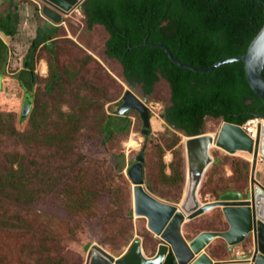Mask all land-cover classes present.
<instances>
[{"label": "rangeland", "instance_id": "rangeland-1", "mask_svg": "<svg viewBox=\"0 0 264 264\" xmlns=\"http://www.w3.org/2000/svg\"><path fill=\"white\" fill-rule=\"evenodd\" d=\"M8 1L13 0H4V5L0 6V15L10 9ZM25 1L20 0V4L26 3ZM27 3V12L20 13L19 9L18 28L23 31L18 36L19 51L13 46L9 57L5 55L4 59L0 58V71L7 68L10 72L15 70L11 74L3 73L8 76H0V112L5 116L7 113L15 114L18 133L30 132V120L22 121L21 118L30 114L32 106L25 107L24 102L26 97L31 99L34 94L28 84L29 74H18L16 69L23 66V56L27 55L38 27L44 24V20L36 15L34 4ZM107 38L108 35L101 26L88 30L80 9L65 16L56 34L58 66L61 70L67 68L78 71L80 76L75 87L81 88L88 84L87 88L84 87L88 91L85 92L87 94L84 100L73 98L74 96L65 92L55 98L58 102L54 101L53 104H60L64 112H72L86 100H91L85 106L89 110L83 112L81 117L87 127L72 154H58L52 166L48 158L53 152L43 149L37 153L22 147L17 138L7 139L0 135V150L11 149L10 154L25 153L28 157H24L26 161H34L36 166L43 164L41 168L54 167L60 178L55 190L39 193L28 205L0 190V264H87L90 249L94 245H100L118 257L136 240L142 243L147 257H151L152 253L156 254L161 240L150 232L147 219L136 216L133 184L128 174L143 148L146 152V186H152L157 191L154 195L167 203L179 205L186 197L188 157L185 144L188 136L175 131V136L166 133L164 120L161 118L165 107L170 104V87L161 80L148 97L139 88H129L123 77L122 66L105 53ZM39 56V77L34 91L45 88L47 63H52V57L46 50H42ZM86 63L88 64L85 65ZM24 86H28L30 96L26 94ZM92 87L97 90L93 91ZM128 89L149 106L152 129L146 137L143 136L141 118L131 112L132 126L129 135H117L110 143L105 144L100 130L97 131L99 122H106L109 115L114 111L118 112V103ZM115 122L122 123L116 117ZM159 122L163 124L162 127ZM222 122L221 119L207 117L204 134L214 137ZM176 143L175 148H169ZM210 156L212 164L198 190L201 203L215 201L226 192L248 191L250 154L238 152L230 155L214 146L210 148ZM33 157L39 160H33ZM177 158L184 165L185 186L165 180L166 175L172 174L170 164ZM19 160L21 157L10 158L0 152V169L4 170L6 164H16ZM256 171L257 179L264 182L262 169ZM77 204L89 205V208L81 209ZM18 217L20 218L17 219ZM6 218H9L8 223L14 225L13 230L6 229ZM208 225L221 230L227 228L219 208L199 217L195 223H187L184 232L186 235H193L196 229L207 228ZM224 246L223 240L215 239L210 245V254L215 258L223 257Z\"/></svg>", "mask_w": 264, "mask_h": 264}, {"label": "trees", "instance_id": "trees-1", "mask_svg": "<svg viewBox=\"0 0 264 264\" xmlns=\"http://www.w3.org/2000/svg\"><path fill=\"white\" fill-rule=\"evenodd\" d=\"M25 2L34 4L36 15L44 20L18 73L30 76L28 84L34 94L31 97L32 109L28 116L21 119H29L31 129L29 133H18L15 114L7 113L5 116L0 112V135L7 139L17 138L22 147L37 153L43 149L53 152L48 158L53 166L58 154H72L78 147L82 132L87 127L81 118L82 113L89 110L85 106L91 100H86L72 112H64L60 104H53L54 101L58 102L55 98L65 92L73 98L86 99L85 92L88 90H84V87L87 88L88 84L76 88L79 72L67 68L61 70L58 66L55 38L60 25L47 23L35 2ZM9 3L10 9L0 15V31L7 36H15L20 22V0ZM80 10L85 16L88 30L101 26L107 33L105 53L122 66L129 88H139L148 97L161 80L168 83L170 104L161 114L166 133L175 136V132H180L188 137L203 135L207 117L236 125L264 117V103L249 87L242 62L221 65L207 74L197 73L175 64L165 50L143 45L147 39L149 43L165 45L176 58L198 68H209L220 60L243 55L264 23V5L257 0H86ZM0 44L5 47L2 40ZM42 50L51 55L52 63H47L45 88L34 91L38 83ZM24 87L27 94L28 86ZM92 88L93 91L97 90ZM130 113L121 116L114 111L106 122H99L97 131L100 130L105 144L117 135H129L132 126ZM115 117L122 123H116ZM158 124L160 127L163 125L161 122ZM175 146L177 143L169 148ZM10 150L2 149L0 152L10 158L21 157V160L16 164L10 162L4 166V170L0 169V190L27 205L39 193L55 190L60 178L54 167L41 168L43 164L36 166L34 161H26L25 153L10 154ZM33 160L39 158L33 157ZM170 165L172 174L166 175L165 180L185 186L182 160L177 158ZM117 167L120 168V165L117 164ZM148 188L151 193L157 194L152 186ZM88 206L77 204L81 209ZM6 219V229L13 230L14 225L8 223L9 218ZM220 230L208 225L207 228L196 229V233ZM154 255L152 253L151 257ZM164 264H176L172 253Z\"/></svg>", "mask_w": 264, "mask_h": 264}, {"label": "water", "instance_id": "water-1", "mask_svg": "<svg viewBox=\"0 0 264 264\" xmlns=\"http://www.w3.org/2000/svg\"><path fill=\"white\" fill-rule=\"evenodd\" d=\"M35 1L42 4L41 11L44 18L54 25H60L65 16L79 10L86 0ZM257 1L264 5V0ZM143 45L165 50L175 64L197 73L207 74L221 65L242 62L249 87L264 103V23L245 54L220 60L209 68H198L184 63L174 56L169 47L149 43L148 39ZM27 95L30 96L28 92ZM26 99L24 105L29 107L32 99L28 97ZM122 101L118 114L125 116L129 112H137L143 123L142 133L147 136L151 129L149 106L131 89L125 92ZM260 118L264 119V117ZM205 135L188 137L186 141L188 189L184 201L179 205L160 200L146 186L144 148L129 168L128 174L133 184L134 212L137 217L147 219L148 229L161 240L156 254L147 257L139 240L134 241L129 249L118 257L102 246L94 245L90 249L87 264H164L170 253L174 255L176 264H264V182L256 177L258 155L262 147L261 127L257 128L255 140L244 132L241 125L228 122H222L214 137L207 136L210 144L213 142L215 147L230 155L238 152L250 154L251 169L249 189L246 193L230 191L221 194L215 201L201 203L198 190L207 169L212 164L211 147L209 148L210 144L206 145L205 155H202L192 147L195 142L192 140ZM203 156L206 158L204 165L199 163ZM263 166L264 164L261 169L264 175ZM216 208L220 209L227 225L225 230L185 234L184 227L187 223L197 220ZM215 239L223 240L225 245L226 253L224 252L219 260H216L209 251Z\"/></svg>", "mask_w": 264, "mask_h": 264}, {"label": "crops", "instance_id": "crops-1", "mask_svg": "<svg viewBox=\"0 0 264 264\" xmlns=\"http://www.w3.org/2000/svg\"><path fill=\"white\" fill-rule=\"evenodd\" d=\"M31 1H34V0H31ZM8 2H10V1H8ZM35 2V1H34ZM2 5H4V0H0V6H2ZM27 7H29L28 6V3L26 2V3H21L20 5H19V9H20V13H22V12H27V10H28V8ZM46 22L47 23H49V21L48 20H46ZM23 34V31L21 32V30L18 28V33L15 35V36H7V35H5L3 32H1L0 31V40H2L3 41V43L5 44V47H2L1 46V44H0V58H2V59H4V56L6 55L7 57H9V54L11 55V53L13 52V46L15 47V49L17 50V51H19L18 50V48H17V46H19V43H18V36L19 35H22ZM34 37H36V36H34ZM33 37V38H34ZM8 39V40H7ZM24 57L25 56H23V59H22V61L24 60ZM22 68V67H21ZM21 68H19V69H16L17 71H19ZM2 71H0V76H4V75H6V74H11L13 71H15V70H13V71H9V69L7 68V70H4V69H1ZM4 72H6V74H3ZM6 76H8V75H6ZM214 210V209H213ZM212 211V210H211ZM126 252V251H125ZM125 252H123L122 254H124ZM226 253V252H225ZM121 254V255H122ZM215 258V257H214ZM216 260H219V258H215Z\"/></svg>", "mask_w": 264, "mask_h": 264}, {"label": "bare ground", "instance_id": "bare-ground-1", "mask_svg": "<svg viewBox=\"0 0 264 264\" xmlns=\"http://www.w3.org/2000/svg\"><path fill=\"white\" fill-rule=\"evenodd\" d=\"M256 124H257L256 125L257 128H258V126L261 127L260 143H261L262 147H261L259 155H258V162L259 163L257 165V169H261L262 165L264 164V120H259L258 122H256ZM257 128H255L256 129L255 134H254L255 137L252 138L251 136H249L253 140L256 139ZM207 136L208 135H205L203 137H199V138H196V139L192 140V141L195 140V142H194L193 146H192V143H191V146L195 149V151L197 153H202V155H205L204 154V149H205L206 145L210 144V139ZM185 147H186V144H185ZM210 147L211 148L214 147L213 142H211L209 148ZM205 160H206V158L203 156V159L201 158L199 163L204 165L205 164ZM263 169H264V166H263ZM187 189H188V173H187ZM187 189H186V192H187ZM191 189H192V187H191Z\"/></svg>", "mask_w": 264, "mask_h": 264}, {"label": "built area", "instance_id": "built-area-1", "mask_svg": "<svg viewBox=\"0 0 264 264\" xmlns=\"http://www.w3.org/2000/svg\"><path fill=\"white\" fill-rule=\"evenodd\" d=\"M260 117H256V118H253V119H250V120H248L243 126H242V128H243V130L249 135V136H251L252 138H254L255 136H254V134H255V131H256V129L255 128H257L256 127V122H258L259 120H264L263 118H260Z\"/></svg>", "mask_w": 264, "mask_h": 264}, {"label": "clouds", "instance_id": "clouds-1", "mask_svg": "<svg viewBox=\"0 0 264 264\" xmlns=\"http://www.w3.org/2000/svg\"><path fill=\"white\" fill-rule=\"evenodd\" d=\"M34 1H35V0H34ZM34 1H33V2H34ZM35 3L41 8L42 4H39V3H37L36 1H35ZM41 9H42V8H41ZM45 19H46V18H45ZM46 20H47V19H46ZM60 25H61V24H60ZM242 126H243V125H241V128H242Z\"/></svg>", "mask_w": 264, "mask_h": 264}, {"label": "flooded vegetation", "instance_id": "flooded-vegetation-1", "mask_svg": "<svg viewBox=\"0 0 264 264\" xmlns=\"http://www.w3.org/2000/svg\"><path fill=\"white\" fill-rule=\"evenodd\" d=\"M122 103H123V101H121V104L119 105V107L122 105ZM133 112H134V111H133ZM129 113H130V112H129ZM129 113H128V114H129ZM147 187H148V186H147Z\"/></svg>", "mask_w": 264, "mask_h": 264}]
</instances>
